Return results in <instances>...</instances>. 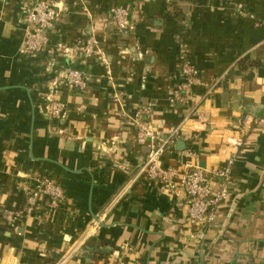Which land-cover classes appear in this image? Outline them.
Listing matches in <instances>:
<instances>
[{"label": "crops", "instance_id": "0c3cea01", "mask_svg": "<svg viewBox=\"0 0 264 264\" xmlns=\"http://www.w3.org/2000/svg\"><path fill=\"white\" fill-rule=\"evenodd\" d=\"M52 1L58 23L26 56L22 18L33 0H0V264H264V0ZM116 6L128 10L131 32L103 30ZM91 34L109 76L95 58L58 47ZM182 58L202 84L171 102ZM72 69L86 74L83 91L64 84ZM49 96L64 106L59 117L44 110ZM142 122L167 141L157 167L181 169L191 150L213 188L236 156L202 242L188 237L183 190L148 178L159 142L138 143ZM40 177L65 199L52 208L41 197L33 217L5 225L3 211L23 209L24 187Z\"/></svg>", "mask_w": 264, "mask_h": 264}, {"label": "built area", "instance_id": "2783aa9c", "mask_svg": "<svg viewBox=\"0 0 264 264\" xmlns=\"http://www.w3.org/2000/svg\"><path fill=\"white\" fill-rule=\"evenodd\" d=\"M159 0H141L143 3L156 2ZM166 5L171 6L173 0H161ZM239 12L243 6H237ZM59 12L52 0H33L30 8L24 10L22 18L23 39L19 48L20 54L32 56L39 53L48 44V32L58 23ZM114 26L118 33L131 32L133 26L129 20L128 10L121 6L110 8L106 13L105 21L102 23L103 30ZM67 51L68 54L76 58H95L104 68L107 76L110 75V64L105 52L100 48L98 40L94 34L79 41L71 47L58 46ZM180 75L182 83L172 91L170 101L181 99L180 92H188L194 85L202 84L199 71L187 58L180 61ZM86 74L77 69L69 70L64 78V84L72 90L83 91L88 86ZM123 95L114 97L113 101L119 100ZM152 105L148 104L143 108V114L149 116ZM44 110L52 117H59L64 112V106L56 102L51 96L47 98L44 104ZM243 124H248V118H244ZM140 135L137 138L138 143L142 144L147 139L159 142L156 148L149 152L147 163V174L151 180H158L163 188L170 193H174L176 186H179L188 199L186 209V223L190 226L188 237L194 242H202L205 238L206 229L214 221V217L219 206L227 197V186L231 176L232 166L236 156L229 159L216 172L218 183L215 188L212 187L210 177L199 168L196 162H193L195 154L191 150H184L183 157L185 163L182 168L173 166L159 168L156 160L163 151L167 141H163L158 134H153L145 123H139ZM170 142V140H168ZM241 140L232 141V146L237 152L242 146ZM25 202L23 209L4 210L1 219L5 225L16 230L24 218L33 217L38 201L41 197L48 200L52 208H57L58 204L65 199V193L62 186L50 177H40L34 179L32 186L24 187Z\"/></svg>", "mask_w": 264, "mask_h": 264}]
</instances>
